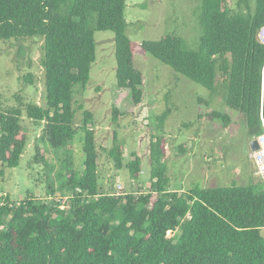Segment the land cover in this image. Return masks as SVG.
I'll return each instance as SVG.
<instances>
[{
    "label": "trees",
    "instance_id": "trees-1",
    "mask_svg": "<svg viewBox=\"0 0 264 264\" xmlns=\"http://www.w3.org/2000/svg\"><path fill=\"white\" fill-rule=\"evenodd\" d=\"M254 4V5H253ZM238 0L239 13L227 0H200L198 50L181 38L131 42L125 35V0H0V42L40 39L43 105H0V177L15 169L27 147L24 121L42 125L41 141L54 152L65 150L83 134L80 172L63 188L71 196L67 209L46 206L32 195L0 204V264H264V189L238 187L170 191L164 123L148 145L147 193L104 194L98 183L99 152L92 112L76 108L75 87H86L96 60L94 32L113 34L118 89H127L134 107L143 102V75L134 69L135 55H149L175 74L215 92L223 86L227 108L243 119L249 141L261 133L264 114V46L257 34L264 27V0ZM32 84V76L24 77ZM79 111L81 113L79 114ZM80 116V118H79ZM111 122L122 117L116 108ZM209 120L228 116L213 112ZM113 134L108 156L116 170L137 181L142 160L134 153L126 164ZM39 148L33 161L38 162ZM183 152V149H181ZM264 184V182H263ZM51 194L54 192L51 191ZM168 234H176L168 238Z\"/></svg>",
    "mask_w": 264,
    "mask_h": 264
},
{
    "label": "rangeland",
    "instance_id": "rangeland-1",
    "mask_svg": "<svg viewBox=\"0 0 264 264\" xmlns=\"http://www.w3.org/2000/svg\"><path fill=\"white\" fill-rule=\"evenodd\" d=\"M237 1L227 0V3L232 10L244 13V8L237 9ZM199 16L200 0H125V35L135 44L177 37L184 41L188 50L195 52L200 34ZM94 42L96 60L89 81L83 90L75 87L72 107L75 119L78 106L95 117L94 132L100 154L98 183L104 194L147 193L148 145L158 133L156 118L165 111L169 112L164 133L170 191L186 192L195 185L213 188L256 184L264 189L263 182L255 175L256 167L250 157L252 151L242 116L226 107L225 90L218 79L217 88L211 93L149 55H135L133 67L143 75V102L134 107L129 91L118 89L116 85L113 34L95 31ZM41 45L42 41L36 38L0 42L1 107L17 106L15 96H20L26 103L43 105ZM29 75L32 84L24 80ZM113 108L122 114L117 124L111 122ZM213 112L229 117L231 122L226 129L220 120L206 118ZM22 125L27 134V147L17 168L3 169L0 204L6 197L16 204L32 195L41 204L67 209L71 196L62 188L72 172L82 170L83 134L77 131L65 150L54 152L41 141L43 124L24 121ZM114 133L125 164L133 153L142 160L137 181L130 180L126 169L116 170L108 156ZM36 147L42 158L38 162L33 161ZM260 234L264 237V228ZM175 235L168 234L167 237Z\"/></svg>",
    "mask_w": 264,
    "mask_h": 264
},
{
    "label": "built area",
    "instance_id": "built-area-1",
    "mask_svg": "<svg viewBox=\"0 0 264 264\" xmlns=\"http://www.w3.org/2000/svg\"><path fill=\"white\" fill-rule=\"evenodd\" d=\"M258 42L264 46V27L261 28L257 34ZM259 120L261 125V133L255 138L254 141L257 142V150L251 152L250 157L253 160L256 172L255 175L264 182V114H263V105L260 107Z\"/></svg>",
    "mask_w": 264,
    "mask_h": 264
},
{
    "label": "water",
    "instance_id": "water-1",
    "mask_svg": "<svg viewBox=\"0 0 264 264\" xmlns=\"http://www.w3.org/2000/svg\"><path fill=\"white\" fill-rule=\"evenodd\" d=\"M249 146H250V149H251L252 152L257 150V148H258L257 142L254 141V140L249 143Z\"/></svg>",
    "mask_w": 264,
    "mask_h": 264
}]
</instances>
